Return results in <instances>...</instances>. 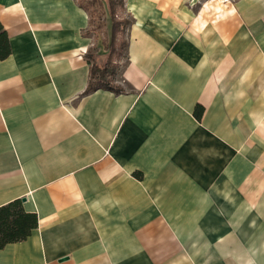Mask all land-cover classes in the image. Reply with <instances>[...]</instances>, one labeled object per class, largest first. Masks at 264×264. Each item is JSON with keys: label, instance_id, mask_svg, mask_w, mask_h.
Masks as SVG:
<instances>
[{"label": "crops", "instance_id": "1", "mask_svg": "<svg viewBox=\"0 0 264 264\" xmlns=\"http://www.w3.org/2000/svg\"><path fill=\"white\" fill-rule=\"evenodd\" d=\"M188 1L124 0V91L84 95L76 0H0V207L37 220L0 264H264V0Z\"/></svg>", "mask_w": 264, "mask_h": 264}, {"label": "trees", "instance_id": "2", "mask_svg": "<svg viewBox=\"0 0 264 264\" xmlns=\"http://www.w3.org/2000/svg\"><path fill=\"white\" fill-rule=\"evenodd\" d=\"M103 1L106 2L111 21V39L109 44H105L104 48L108 51V57L103 66H98L95 62H89V79L88 84L83 94H88L97 89L112 91L116 94L124 91L121 86H111L109 81L114 78L116 66L113 64V55L120 54L124 49H127V42H116L117 35L122 31L121 25H127V20L119 21L116 16V4L125 7L124 0H76V4L82 8L88 15V27L92 25V12L104 13ZM105 19L103 20V22ZM131 24V23H130ZM100 27L102 24H98ZM87 36V35H85ZM88 37V36H87ZM90 48L85 54L88 59ZM9 54V47L5 32L0 26V59H4ZM90 58V57H89ZM196 107L195 114L199 118ZM137 175V174H136ZM37 224L35 214L26 213L23 211L20 200H14L0 207V248L6 243L16 242L24 239Z\"/></svg>", "mask_w": 264, "mask_h": 264}, {"label": "rangeland", "instance_id": "3", "mask_svg": "<svg viewBox=\"0 0 264 264\" xmlns=\"http://www.w3.org/2000/svg\"><path fill=\"white\" fill-rule=\"evenodd\" d=\"M82 1V0H80ZM227 4V9H233L235 0H224ZM188 4L192 8V10L199 14L203 5L207 4L208 9H213V4H215L214 0H199L196 5H194L193 0H189ZM104 6V13L96 11L92 12V25L89 26L86 30H84L83 34L87 35L91 39V46H90V53L88 56V59L85 58L88 65H90L92 62H95L98 66H103V64L106 62L108 57V51L105 50L104 45L109 44L111 39V21L109 12L107 10L106 2L103 1ZM116 16L117 20H127L129 24L127 25H121L120 29L122 30L117 35V44L120 41L128 42V28L132 21L131 16L126 13L125 7H121L120 5L116 4ZM105 21L103 22V20ZM220 20V19H219ZM102 24L100 25L98 24ZM210 23V22H209ZM127 49H124L119 55L114 54L113 55V64L116 66L115 76L111 81H109V84L113 87L120 86L118 83H116V79H118L119 73L121 69L125 66L127 63ZM90 57V58H89ZM90 64H89V62Z\"/></svg>", "mask_w": 264, "mask_h": 264}, {"label": "bare ground", "instance_id": "4", "mask_svg": "<svg viewBox=\"0 0 264 264\" xmlns=\"http://www.w3.org/2000/svg\"><path fill=\"white\" fill-rule=\"evenodd\" d=\"M221 2H222V5L219 7V10H220V13H223L227 10V6L224 3V0H222Z\"/></svg>", "mask_w": 264, "mask_h": 264}]
</instances>
